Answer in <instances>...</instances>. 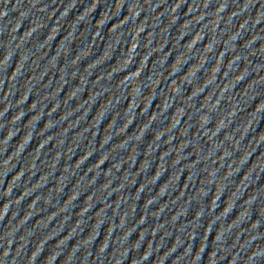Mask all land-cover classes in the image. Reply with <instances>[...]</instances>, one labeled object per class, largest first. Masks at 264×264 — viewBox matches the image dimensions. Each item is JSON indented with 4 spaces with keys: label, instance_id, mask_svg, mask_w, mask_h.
Returning a JSON list of instances; mask_svg holds the SVG:
<instances>
[{
    "label": "water",
    "instance_id": "water-1",
    "mask_svg": "<svg viewBox=\"0 0 264 264\" xmlns=\"http://www.w3.org/2000/svg\"><path fill=\"white\" fill-rule=\"evenodd\" d=\"M264 0H0V264H253Z\"/></svg>",
    "mask_w": 264,
    "mask_h": 264
}]
</instances>
